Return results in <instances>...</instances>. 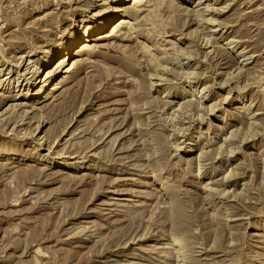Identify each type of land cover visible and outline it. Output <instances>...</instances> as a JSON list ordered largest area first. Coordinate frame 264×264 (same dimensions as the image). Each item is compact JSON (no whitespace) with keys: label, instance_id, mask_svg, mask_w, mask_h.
I'll return each instance as SVG.
<instances>
[{"label":"rangeland","instance_id":"obj_1","mask_svg":"<svg viewBox=\"0 0 264 264\" xmlns=\"http://www.w3.org/2000/svg\"><path fill=\"white\" fill-rule=\"evenodd\" d=\"M0 264H264V0H0Z\"/></svg>","mask_w":264,"mask_h":264},{"label":"bare ground","instance_id":"obj_2","mask_svg":"<svg viewBox=\"0 0 264 264\" xmlns=\"http://www.w3.org/2000/svg\"><path fill=\"white\" fill-rule=\"evenodd\" d=\"M143 4V0H134V5L135 6H140V5H142ZM140 8V7H139ZM122 10V9H121ZM119 11V10H118ZM120 12V11H119ZM136 13H137V11H135ZM127 18H122V19H120L119 20V23L114 27V29H113V32H114V34L113 35H115V34H117V33H119L120 31H122L125 27H127L128 26V24L130 23L128 20H126ZM108 23H109V21H108ZM105 24H107V21H106V23ZM102 25H104V23H99V26H102ZM91 29V28H90ZM112 36V35H111ZM88 38V37H87ZM103 38H106V36H104ZM128 39V38H127ZM125 40V39H124ZM89 45V44H88ZM67 47H66V50L67 51H69L70 50V47L72 46V45H66ZM75 46V45H74ZM80 58V57H79ZM88 59V58H87ZM36 75V74H35ZM199 95V94H198ZM175 248V247H174Z\"/></svg>","mask_w":264,"mask_h":264}]
</instances>
